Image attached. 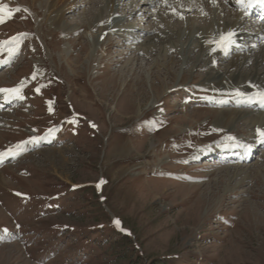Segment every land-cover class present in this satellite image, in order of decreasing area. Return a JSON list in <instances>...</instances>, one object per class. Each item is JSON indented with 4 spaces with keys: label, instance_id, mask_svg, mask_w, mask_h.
<instances>
[{
    "label": "rangeland",
    "instance_id": "obj_1",
    "mask_svg": "<svg viewBox=\"0 0 264 264\" xmlns=\"http://www.w3.org/2000/svg\"><path fill=\"white\" fill-rule=\"evenodd\" d=\"M107 1L71 0L54 21L50 0H0L11 13L0 12V60L13 58L0 87L22 85L25 105L0 110V152L22 149L0 165V229L14 230H0V264H264V153L249 165L215 163L226 137L257 139L252 110L234 124L215 121L239 102L236 91L264 90L250 84L263 69L256 59L237 64L244 84L230 89L209 82L210 58L196 63L190 43L204 21L218 38L214 6L180 19L155 7L138 13L142 0H114L111 16ZM220 7L230 22L233 8ZM90 26H132L142 40L129 53L117 40L126 34L107 32L93 50ZM147 44L154 52L144 56ZM248 52L216 57L210 68L229 77L237 71L228 63ZM49 129L60 143L28 142ZM210 146L219 147L212 162L193 163Z\"/></svg>",
    "mask_w": 264,
    "mask_h": 264
},
{
    "label": "bare ground",
    "instance_id": "obj_2",
    "mask_svg": "<svg viewBox=\"0 0 264 264\" xmlns=\"http://www.w3.org/2000/svg\"><path fill=\"white\" fill-rule=\"evenodd\" d=\"M115 1L114 0H108L106 2V3H108V6L110 7V9H107V11L105 10V12L109 13V15H111V16L113 14V11H112L113 9L112 8L114 6ZM124 1H128V0H124ZM173 1L175 2V4H173ZM235 1H234V7L236 5ZM69 2H71V0H69V1L68 0H50V8H51V13H52L51 15H53L52 16V19L53 20H54V18H58V19L61 18V12H59V10H60V8L63 7V5H70L69 10L73 7L72 6L73 4L72 3L69 4ZM226 3L229 4V6H230L231 3H232V1L231 0L230 1H227L226 0ZM221 4H223V0H215V4H213L211 2V0H167V3H165V0H142L141 6L136 11L138 13H139V11H141L142 13L145 12V13L148 14L149 11H150V9L151 8L154 9V7H155V10H157V9L158 10H161V11H158V10L157 11L159 13L160 12H163L162 13L163 15H164L165 12L166 13L172 12L171 14H174L175 13L176 15H179L180 16L179 18L181 19L182 11H183V13L184 12L185 13H192V11H195V10L200 11L203 7L205 8L206 6H207V8L208 7L209 8H212V6H214V9L212 8L213 9L212 10L213 13L215 14L214 15L215 16V20L213 21L214 22L213 25L215 26V28L217 30V34L215 36L219 37L221 34L227 33L229 31H231V32H234L235 33V35L233 36V39L236 42L228 50L227 55H225V53L220 49V47H218L215 43H211L210 42V41H215L216 39L215 38H212L213 36H212V34H210L211 27H209L208 24H205V21H204V23H203L204 27H202L203 28L202 29V33H200V32L197 33L196 36H195V39H193V42L190 43V45L192 46L191 47L192 50L195 49V51L197 52V55L195 56L196 57V63H200V62L203 63V62H205V59L207 57L210 58L209 59L210 62L206 61L208 63L206 64V66H204V68L209 69V72L207 73V75H208L207 79L209 80V82L211 84H213V86H215L214 87L215 89L219 90L220 87L221 88H225V89H230V88H233L234 86L244 84V82L242 81V79L244 78V74L241 73L240 70H238L239 65L236 68H234V66H236L237 64H243V67H244V66H246V64L249 63V61L256 59V61H257L256 68H259V66H260L263 69V73L261 72L262 73L261 75H258V74L253 75L252 74L253 75V77H252L253 83H250V84H256L257 85V88L258 87L260 88V86H264V56L263 55L261 56L258 53V54H255V56H252L251 57L250 54L253 53L254 50H255V46L253 45V42L252 41H248L247 45H243L242 44L243 42L239 39V36H241V35L244 34V36H245L244 38L245 39L247 37H249V36H252L254 38H256V37L259 38V37H264V33L259 32L258 34H255V33H252V32L251 33L241 32V30L244 29L247 25L249 27V22H246V20L244 18L245 17L244 14L243 13H240V12H235V11L232 12V20H231L232 22L231 21L230 22L229 21L226 22V21L222 20L221 17L224 16V14H225V9L224 8H226V7L221 8L220 7ZM106 7H104V8H106ZM134 7L135 6H132L131 5L130 8L127 7L124 10H122L123 9L122 8L121 11L123 13H125V11L132 12V11H134ZM148 8H149V10H148ZM173 9L175 10V12L173 11ZM127 13H125V17H126V15L128 16V14H130V13H128V14ZM213 13L211 14L212 15L211 16L212 18H211V21L209 23L210 25H211V22L213 20ZM170 17L168 16L166 18L169 19ZM113 18H115V17H113ZM156 19H157V22L156 23H159L160 21H161V23H163V21L160 19V17H158ZM220 19H221L222 22H219ZM56 20L57 19H55L54 21H56ZM58 21H60V20H58ZM113 21H114V19H113ZM102 26H104V25H102ZM92 28L93 27L90 26L91 32H90V29H89V32L91 33V37L94 40V42H93L94 43L93 50L99 46L98 45V43L100 41V39H98L99 36L102 37L105 33L112 32V31H114V34L123 36L128 31H130V30L133 31V29H134V27H132V26H130L128 30L127 29H119V28H115V29L112 30L111 28L100 27V29L98 28L99 31L97 32V31H94ZM178 37H179V34H178ZM121 43H122V41H121ZM262 43H263L262 45L264 46V38L262 39ZM262 45H260V46H262ZM173 46H175V45H173ZM171 47H172V43H171ZM117 48H119V47L117 46ZM128 48H129V53H130L131 50L134 48V46L132 45V47H128ZM134 49H136V48H134ZM213 49H215V50L217 49L219 52L218 53H212V50ZM204 50H206V52H203ZM142 51H144V54L143 55L144 56H147V55H149L150 52H154V47L152 45L149 46L147 44V45L144 46L143 49H140L139 52H142ZM176 51H177V49H176ZM229 51L230 52H233L235 54V55L232 56L234 59L235 58L237 59L239 57L238 56L239 52L242 53V51H246V52L249 51L248 53H249L250 56L247 57V58H243V59H240V60H236L238 63H236L235 61L229 62L228 65H231V67H233L235 69V71H237V72H235L233 75H230L229 74L230 76L229 77L228 76L226 77L225 75H226L227 72H222V71H220L218 69H214V68H210V67H212L211 66L212 61L213 60H217L216 57H223L224 56V59H225L226 56H229ZM180 54H181V52H180ZM187 56H188V59H190V57H192V52L189 51L188 54H187ZM195 66H197V65H195ZM164 69H166V68H164ZM211 70H213L214 72L212 73ZM232 72H233V70H232ZM260 76H262V77H260ZM243 89L246 92H250L251 90L254 91L253 88L251 90L248 89V87H246V85H244ZM10 100L11 99H6L5 98V94L0 93V105H1L0 108H2V105L6 104L8 101L10 102ZM14 105H16V104L14 103ZM152 105L154 106L153 103H152ZM233 107H234V105L232 106V108ZM247 112H249L247 114V116H252V117H250V121H249L250 124H251V126L252 127H257L259 129H263V128H260V127H264V109L261 112L256 111V113H254L252 111H247ZM253 117H254V119H253ZM240 118H242V114H241L240 110H236L234 108L232 110H225L224 109V110H222V111L219 112V115H218V117H217V119H216L215 122H216L217 125L226 126L228 124H234ZM54 142H55V134L52 133L48 137V139L46 141V144H51V143H54ZM217 143H219V142H217ZM217 143H215V144H217ZM215 144H213V145H215ZM222 144H223V142H222ZM244 145H248V144H244ZM249 145L255 147V144L254 143L253 144H249ZM220 147L222 148V146H220ZM215 148H216V146L215 147L214 146H210V148H208V153H212V151H213V154H214L215 153ZM218 148H216V149H218ZM235 148H237V150H234V152L233 151H230L229 149H226L224 151H222L223 148H222V150L220 149L223 158L225 159V158H231V157L240 156V155L243 154L242 152L245 151V149H246V147H242V148L241 147H235ZM231 152H233V154ZM204 157H207V156H204ZM197 160L200 161L201 159H197Z\"/></svg>",
    "mask_w": 264,
    "mask_h": 264
},
{
    "label": "snow or ice",
    "instance_id": "obj_3",
    "mask_svg": "<svg viewBox=\"0 0 264 264\" xmlns=\"http://www.w3.org/2000/svg\"><path fill=\"white\" fill-rule=\"evenodd\" d=\"M211 2L213 4H215V0H211ZM237 2L240 3V2H243V0H237ZM165 3H167V0H165ZM248 3L250 6L254 3L264 5V0H248ZM17 11H19V9H17ZM173 11L175 12L174 9H173ZM0 12H5L6 15L11 14L10 11L6 12L5 8L2 6H0ZM201 14L206 15V13L203 12V9H201ZM181 19H183V16H181ZM0 22H2V17H0ZM234 35H235V33L231 32V31H229L227 33H223L219 36L218 40L211 41V43H215L218 47H220V49L225 53V55H227L229 47L235 43V41L233 40ZM4 43H8V42L5 41ZM213 50H215V49H213ZM18 51H19V44L17 43L14 47L8 49V54L11 57V56L17 54ZM0 63H7V61H0ZM21 88H22V85L19 87H13V88H0V93L5 94L6 99H13V98L23 99V96L21 95ZM35 91H37V93H39L40 88L37 87L35 89ZM235 95L238 97H244L245 96L244 93L239 92V91H236ZM246 99L249 102L259 103L261 107H264V90L257 91L254 96H247ZM49 111L50 112L52 111L51 106L49 107ZM256 138H257V142L264 143V130L257 128L256 129ZM37 139L38 138L33 137L28 142H35ZM226 140L229 142V146H231V147H246L247 150H249V151L251 150L250 145H242L237 140V138L234 136H228V137H226ZM16 149L17 150H15V151L12 149H9L6 152H0V162H2L3 159L7 156L15 157V156L19 155L20 151H22L20 145H17ZM116 223L118 225L119 221H116Z\"/></svg>",
    "mask_w": 264,
    "mask_h": 264
}]
</instances>
